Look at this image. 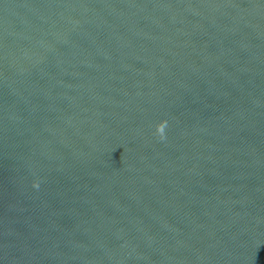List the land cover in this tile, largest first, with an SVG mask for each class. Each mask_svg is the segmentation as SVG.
Wrapping results in <instances>:
<instances>
[{
    "label": "water",
    "instance_id": "1",
    "mask_svg": "<svg viewBox=\"0 0 264 264\" xmlns=\"http://www.w3.org/2000/svg\"><path fill=\"white\" fill-rule=\"evenodd\" d=\"M0 264H264V0H0Z\"/></svg>",
    "mask_w": 264,
    "mask_h": 264
},
{
    "label": "clouds",
    "instance_id": "2",
    "mask_svg": "<svg viewBox=\"0 0 264 264\" xmlns=\"http://www.w3.org/2000/svg\"><path fill=\"white\" fill-rule=\"evenodd\" d=\"M166 124H167V121L162 120L156 126L157 132L160 134L161 138H164V131H165ZM35 186L38 187V184H36Z\"/></svg>",
    "mask_w": 264,
    "mask_h": 264
}]
</instances>
